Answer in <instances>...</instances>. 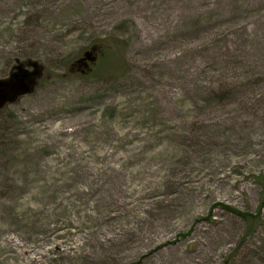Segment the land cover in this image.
<instances>
[{
    "label": "rangeland",
    "instance_id": "obj_1",
    "mask_svg": "<svg viewBox=\"0 0 264 264\" xmlns=\"http://www.w3.org/2000/svg\"><path fill=\"white\" fill-rule=\"evenodd\" d=\"M32 62L0 264H264V0H0V79Z\"/></svg>",
    "mask_w": 264,
    "mask_h": 264
},
{
    "label": "water",
    "instance_id": "obj_2",
    "mask_svg": "<svg viewBox=\"0 0 264 264\" xmlns=\"http://www.w3.org/2000/svg\"><path fill=\"white\" fill-rule=\"evenodd\" d=\"M87 60L91 62L95 60L90 52L85 53V58L79 60L77 65L86 66ZM28 66L33 70L28 71L22 65H18L10 72L8 78L0 79V109L15 102L22 95L31 94L36 88L41 68L34 62Z\"/></svg>",
    "mask_w": 264,
    "mask_h": 264
},
{
    "label": "bare ground",
    "instance_id": "obj_3",
    "mask_svg": "<svg viewBox=\"0 0 264 264\" xmlns=\"http://www.w3.org/2000/svg\"><path fill=\"white\" fill-rule=\"evenodd\" d=\"M58 9L61 10V6H60V8L57 7V6H56V7H53V8L50 7V8L48 9V11L51 12L53 15H57V14H58ZM41 254H42V253H41ZM29 259H30V262H33V261L36 262V261H38V260L35 259V257H31V258H29Z\"/></svg>",
    "mask_w": 264,
    "mask_h": 264
},
{
    "label": "flooded vegetation",
    "instance_id": "obj_4",
    "mask_svg": "<svg viewBox=\"0 0 264 264\" xmlns=\"http://www.w3.org/2000/svg\"><path fill=\"white\" fill-rule=\"evenodd\" d=\"M88 66H89V67H91V66H90V63H88ZM89 67H88V68H89ZM86 71H88V69H87V68H86V69H84L83 71L81 70V72H84V73H86Z\"/></svg>",
    "mask_w": 264,
    "mask_h": 264
}]
</instances>
